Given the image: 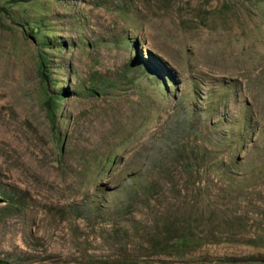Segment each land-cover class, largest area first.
Here are the masks:
<instances>
[{"label": "rangeland", "instance_id": "rangeland-1", "mask_svg": "<svg viewBox=\"0 0 264 264\" xmlns=\"http://www.w3.org/2000/svg\"><path fill=\"white\" fill-rule=\"evenodd\" d=\"M0 264H264V0H0Z\"/></svg>", "mask_w": 264, "mask_h": 264}, {"label": "trees", "instance_id": "trees-1", "mask_svg": "<svg viewBox=\"0 0 264 264\" xmlns=\"http://www.w3.org/2000/svg\"><path fill=\"white\" fill-rule=\"evenodd\" d=\"M18 1H29V0H11V2H18ZM37 69L38 74L40 78V82L43 86L48 87L49 85V69H48V63L50 59L48 58V54L45 51V49H38L37 51ZM65 89L60 88L58 92L55 93H46L45 95V101H44V107L46 111V117L48 121L54 125L56 121V110L57 105L59 101L61 100V97L65 95ZM171 244L167 247L168 251L172 253H183L185 251H188L192 248H194L197 243L199 242L198 239H193L189 235H178L175 238H172Z\"/></svg>", "mask_w": 264, "mask_h": 264}]
</instances>
